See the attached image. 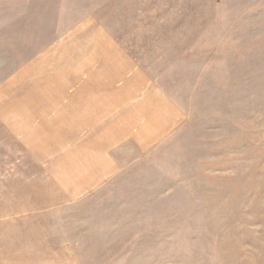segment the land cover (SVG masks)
<instances>
[{
	"label": "rangeland",
	"instance_id": "rangeland-1",
	"mask_svg": "<svg viewBox=\"0 0 264 264\" xmlns=\"http://www.w3.org/2000/svg\"><path fill=\"white\" fill-rule=\"evenodd\" d=\"M91 26L183 116L151 148L110 151L96 183L74 134L19 135L72 129L74 96L50 92ZM0 112V264H264V0H0Z\"/></svg>",
	"mask_w": 264,
	"mask_h": 264
},
{
	"label": "crops",
	"instance_id": "crops-1",
	"mask_svg": "<svg viewBox=\"0 0 264 264\" xmlns=\"http://www.w3.org/2000/svg\"><path fill=\"white\" fill-rule=\"evenodd\" d=\"M85 28L74 31V79L53 85L50 92L60 101L74 96V101L70 100L74 102L72 129L63 134L27 131L19 135L27 145L50 147L68 140V133L74 134V167H85L87 177L92 178L85 182L96 183L117 166L110 151L125 141L151 148L168 137L183 116L168 94L107 31ZM17 105L6 109L14 114L19 111ZM31 120L23 119L26 130L42 127L41 122Z\"/></svg>",
	"mask_w": 264,
	"mask_h": 264
}]
</instances>
